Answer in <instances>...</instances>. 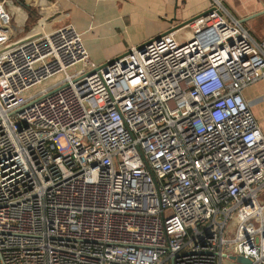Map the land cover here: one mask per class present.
Returning a JSON list of instances; mask_svg holds the SVG:
<instances>
[{
	"label": "built area",
	"instance_id": "built-area-1",
	"mask_svg": "<svg viewBox=\"0 0 264 264\" xmlns=\"http://www.w3.org/2000/svg\"><path fill=\"white\" fill-rule=\"evenodd\" d=\"M12 4L0 264H264V135L243 96L264 81V38L214 0L93 66L73 25L19 34Z\"/></svg>",
	"mask_w": 264,
	"mask_h": 264
},
{
	"label": "crops",
	"instance_id": "crops-1",
	"mask_svg": "<svg viewBox=\"0 0 264 264\" xmlns=\"http://www.w3.org/2000/svg\"><path fill=\"white\" fill-rule=\"evenodd\" d=\"M213 1L14 0L9 10L12 26L17 31L25 26L22 23L26 19H30L27 11L37 16L31 28L42 25L44 31H51L73 25L82 35L91 64L100 66L128 52L132 46L142 45L199 17L211 8ZM218 1L256 41L264 38V14H261L264 0ZM101 42H106L110 52L98 51ZM243 96L264 135V81L245 88Z\"/></svg>",
	"mask_w": 264,
	"mask_h": 264
},
{
	"label": "rangeland",
	"instance_id": "rangeland-1",
	"mask_svg": "<svg viewBox=\"0 0 264 264\" xmlns=\"http://www.w3.org/2000/svg\"><path fill=\"white\" fill-rule=\"evenodd\" d=\"M26 14H28L29 15V17H30V19H26V20H28V22L26 23V20H25V22H23L22 23V25H25L22 29H19L17 32L19 33V34H23L24 32H26V31H28L31 27H32V25H34V23H35V21H36V19H37V16H36V14L34 13V12H25ZM20 14V13H19ZM15 18L13 17V20H12V22L13 23H15ZM102 43V45L100 46V47H98V51L100 52V53H102V54H104V52H110L109 51V49H111L110 47L108 48V45L106 44V42H101ZM112 50L114 51L115 50V48H112ZM81 67L80 66H78V67H76V68H74V69H71L70 70V73H74V72H76L78 69H80ZM91 68V66H89L88 68H86V70H88V69H90ZM64 149H66V146H64ZM259 202L260 203H264V198H262V199H259ZM227 230L231 233V235H230V237L231 238H233V236H234V230L232 229V226H231V224H229V226H228V228H227ZM226 264H235L234 263V261H232V260H230L229 261V263H226Z\"/></svg>",
	"mask_w": 264,
	"mask_h": 264
},
{
	"label": "water",
	"instance_id": "water-1",
	"mask_svg": "<svg viewBox=\"0 0 264 264\" xmlns=\"http://www.w3.org/2000/svg\"><path fill=\"white\" fill-rule=\"evenodd\" d=\"M261 14H264V12H261ZM197 18H198V16H197ZM194 19H196V17L195 18H192L191 20H189L188 22H186L185 24H187V23H190V22H192ZM248 19V18H247ZM246 19V20H247ZM244 20H242L241 22H243ZM185 24H183V25H185ZM168 32H165L164 34H167ZM113 61V59L112 60H109L108 61V63H110V62H112ZM107 63V62H106ZM231 260L232 261H234V263L235 264H251V261L250 260H248V259H244V258H242V257H240V256H238V257H233V258H231Z\"/></svg>",
	"mask_w": 264,
	"mask_h": 264
}]
</instances>
